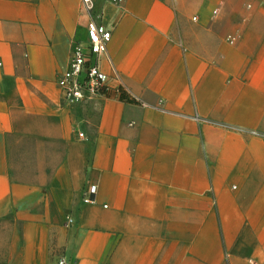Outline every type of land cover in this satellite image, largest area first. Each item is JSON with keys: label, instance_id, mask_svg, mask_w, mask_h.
I'll return each instance as SVG.
<instances>
[{"label": "crops", "instance_id": "obj_1", "mask_svg": "<svg viewBox=\"0 0 264 264\" xmlns=\"http://www.w3.org/2000/svg\"><path fill=\"white\" fill-rule=\"evenodd\" d=\"M94 1L111 92L68 107L80 1L0 0L7 264H264V0Z\"/></svg>", "mask_w": 264, "mask_h": 264}, {"label": "built area", "instance_id": "obj_2", "mask_svg": "<svg viewBox=\"0 0 264 264\" xmlns=\"http://www.w3.org/2000/svg\"><path fill=\"white\" fill-rule=\"evenodd\" d=\"M79 1L81 14L87 20L86 46L82 43H74L68 67L57 82L62 93V103L68 107L84 103L94 96H107L111 92L109 77L100 66L103 57L111 62L108 56L111 33L99 23L100 14L95 11L94 0ZM76 135L79 139L85 138L80 132ZM96 190V186H91L83 203H94ZM58 264H67V262L61 259Z\"/></svg>", "mask_w": 264, "mask_h": 264}, {"label": "rangeland", "instance_id": "obj_3", "mask_svg": "<svg viewBox=\"0 0 264 264\" xmlns=\"http://www.w3.org/2000/svg\"><path fill=\"white\" fill-rule=\"evenodd\" d=\"M94 4L95 11L97 12V4L95 1ZM17 228L11 217L0 220V264H7L9 248L12 241H14Z\"/></svg>", "mask_w": 264, "mask_h": 264}, {"label": "trees", "instance_id": "obj_4", "mask_svg": "<svg viewBox=\"0 0 264 264\" xmlns=\"http://www.w3.org/2000/svg\"><path fill=\"white\" fill-rule=\"evenodd\" d=\"M120 98L123 100L127 99L126 94L123 91L120 92Z\"/></svg>", "mask_w": 264, "mask_h": 264}]
</instances>
